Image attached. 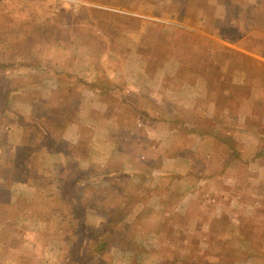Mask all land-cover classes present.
<instances>
[{
  "label": "crops",
  "instance_id": "crops-1",
  "mask_svg": "<svg viewBox=\"0 0 264 264\" xmlns=\"http://www.w3.org/2000/svg\"><path fill=\"white\" fill-rule=\"evenodd\" d=\"M109 1L86 3L103 20L106 15L112 14L124 19L123 28L114 38L124 56L120 57V62L117 58L114 61H107L108 64L113 62L115 66L109 67L111 70L107 73V77L102 72L95 74L90 72L88 68L90 66L92 68L93 65L90 63V53L86 46L71 47L77 50L76 52L68 50L70 54H67L68 61L64 67L61 66L63 47L50 45L51 50L48 54L42 55L44 62L50 66L47 71L53 69L61 71L58 73L60 76L69 74L85 77L87 80L95 81L100 88L84 89L77 114L50 139L51 147L42 144V149L32 153V145L40 146L34 143L37 140L36 136L34 138L32 134L27 135L25 132L32 130L28 125L29 121L32 118L41 121L46 117L44 113L52 104L56 109L48 116L63 115L64 112L60 108L67 101L65 95L54 100V91L58 88L54 84L57 75L52 72L49 80L45 77L44 69L23 71L8 68V72L5 73L0 70V77L5 76L4 74L8 75V91H10V98L8 97L7 100L9 109L3 114L0 113V116L7 114L12 118L5 122V126L0 131L2 135L0 163L3 165L0 168V222L3 219L0 225V264H69L68 253L71 248H75L76 238L80 232L85 233V236L106 232L108 224L104 221L103 211L106 202L110 201L101 196V188L86 189L85 186L108 185L106 182L93 180L92 175L106 173L108 171L106 164L109 162H117L127 168L138 161L150 168V177L145 180L147 184H142V188L150 186L152 194L141 197L142 199L132 210L122 216V220H126L127 216L132 217L135 211L134 216H136L143 207L151 203L168 202L165 201L164 198L167 196L162 194L160 187L169 183L168 180L174 175L178 178L169 183L170 192L181 196V199L177 207H170L179 213L185 212V218L190 219L187 217L192 212L188 207L190 202L201 203L202 206L207 205L209 200L217 203L219 199L225 198L222 195H225L226 191L231 188L236 189L237 176L241 169H248L251 172L248 181L257 179L259 175L256 173L261 172L259 173L261 176L264 171L257 162L244 166L241 162L231 161L233 151L230 148L235 141L234 148L239 151L241 160H249L257 150L259 137L248 125H260L264 123V117L236 114L234 120L238 124L237 129L217 125L214 128L210 124L202 123L197 133L194 131L183 133L178 124L168 121L154 107V103L157 101L161 106L163 100L172 103L174 98L182 97L183 105L189 107L198 93L194 88L189 87L178 91L164 83L166 76L177 73V66H170L169 62H164L156 70L146 67L145 59L152 58L156 52H161L155 50L157 42L152 38L148 41V44L152 45L150 46L152 51L148 54H142L140 51V42L145 37V31L153 30V38L157 33L162 34L165 41L162 46L169 47L172 51L164 49L165 53H172L176 60L184 62L195 53L185 48L179 51L172 50V47L167 46L166 37L171 40L174 30L185 27L189 29L188 32L197 35L203 43L217 47L228 43L221 35L226 23L230 25L229 27L247 28L254 23L251 15L246 13L249 18L246 17L243 22L233 18L225 19L220 14L223 10L222 0H191L192 6L194 5L197 11L196 14L212 15L213 22L208 25L204 23L207 19L201 17L187 24L190 17H181L171 8V4L175 1L190 10L189 0ZM246 6L248 7V3ZM128 22H141V24L133 29V26L129 27ZM33 23H35V31H39L40 22ZM93 24L87 22L83 25L89 28ZM95 24L94 31H97L99 26ZM22 26L25 29H21V32H25L28 22H22ZM92 34L95 35L94 32ZM103 36V42H109L110 39L107 40L106 35ZM13 37V34L9 35L7 41L9 42ZM198 45L209 51L207 47L201 46V43ZM223 48L237 52L241 57L246 55L247 59L252 60L255 65L252 76L255 78L252 82L249 80L247 82L253 86L251 90L264 95V56L261 53H248L240 48ZM107 53L110 58L115 54V50L110 51L109 48ZM201 53L202 55L199 56L205 57L203 50ZM205 58H209V62L216 57L207 53ZM195 59L197 60V57ZM105 77L108 82L104 83ZM241 79L234 74L231 82L224 80L220 83L216 100L209 105L215 117H221V110L226 108L227 98ZM45 80L51 84H45ZM140 89L149 91L143 100L138 94ZM203 94L201 93L200 96ZM253 96L256 94L254 93ZM54 101L55 103H52ZM128 102L131 105L138 103L148 113L151 121L142 120ZM124 109H127L126 113ZM121 116L123 118H120ZM119 118L120 122H118ZM23 119L26 123H23ZM142 124L144 127L141 126ZM134 125L139 126V130L146 129L147 136L145 137L146 133L141 136L138 129L134 130ZM25 137L27 140L24 139ZM112 141H119L117 147ZM135 142L139 152L136 153L135 160L124 161L121 154L131 155L130 148H133ZM61 143L64 144L63 148L59 147ZM162 175L165 176L161 179ZM70 176L75 179L73 182L69 181ZM67 179L70 184H67L69 188L64 199L61 189L62 183ZM140 182L134 178L132 181L128 178L115 181L117 185L124 187ZM157 182L159 185H156ZM230 192L228 195H231ZM109 196L116 198L113 195ZM220 205L207 206L214 209ZM3 206L6 209L4 214L1 212ZM14 206H17V210H10L11 212L8 213V207ZM11 220L13 226L9 228L8 222ZM81 224L82 226L79 227ZM188 227L190 226H186L187 229ZM191 228L194 227L191 225ZM119 248L125 250L124 246Z\"/></svg>",
  "mask_w": 264,
  "mask_h": 264
},
{
  "label": "trees",
  "instance_id": "trees-1",
  "mask_svg": "<svg viewBox=\"0 0 264 264\" xmlns=\"http://www.w3.org/2000/svg\"><path fill=\"white\" fill-rule=\"evenodd\" d=\"M246 4L247 3L242 0H222L223 10H221L220 14L226 18L229 16L230 18L241 20L244 18L247 11ZM189 12L190 10L184 7L181 17L189 15ZM196 13L197 11H194V14ZM260 13H263L264 15L263 11H260ZM199 15L196 14V18H206L208 22L206 21L204 23L210 25L209 20L212 19V15H203L202 13H200ZM254 25L256 27H259L260 22H255ZM243 28L245 29V27ZM244 29L238 30L237 33L243 32ZM182 35H187V37L189 38H196L192 42L187 41L185 42V44H183V48L187 49L188 51H190L191 49L200 48L198 44L201 43V46L207 47L210 52L209 55H212L219 59H222L224 57V61L226 62V71L213 69L209 64H207V59L197 57L196 55L195 57H197V60L189 58L184 62H179L176 61L172 53L169 55L165 53L164 49L163 51H161L162 53L156 52L154 53L152 58L145 59V61L148 63V69L156 70L164 62H169L170 66L174 64L175 66H177V70L181 72L180 76H177L178 72L176 74L173 73L172 75L166 76L164 78V83L171 86L172 88H176L178 91L184 87H189L191 89L194 88V91L198 93L196 97H200L201 93L206 94L211 92L212 97L206 102L205 106L202 105L200 108L198 107L199 104H197L196 100L192 102L191 106H185V108L182 109L174 105V107L171 106V102H166L165 100H163V105L161 104V106L156 101L154 103V107L157 108L161 112V114H163V116L168 119V121L174 124H178L180 131H183V133L192 131L197 133L202 123L210 124L214 128L217 125L219 127H231L233 129H237L238 124L234 120V116L236 114L243 116L254 114L263 118L264 95L260 94L259 92L257 93V91L255 90H251L253 86L250 85L251 83L247 82L250 77L247 73L243 74L241 81L238 82V85H235L236 89H233L234 93L231 92L230 96L227 98V105L225 109L221 110V117H215L213 109L211 110V108H209V105L213 104L216 100L215 98L218 95L220 83L224 80L231 82L234 70H236V60L238 58V53H232L233 51L228 52L225 48L222 51H218V48L214 47L213 44L203 43L197 35L186 30ZM36 37V34L23 35L19 38L17 43L11 44L8 42V46H15L17 49L23 48L24 51L18 57L17 55H9L11 54H8L9 50L1 52V58H4L5 60H0V70L5 73L8 72V68L20 69L23 71H28L31 69H50V66L43 62L42 55L38 54L39 51L36 49V47L32 46ZM76 39L77 35L76 37L74 36L73 40ZM52 42H55V38H52ZM79 43L83 42L79 40ZM93 59L97 58H93L92 56L90 57V63L93 66L92 68L90 66V68L88 69L90 70V72H92V74H95L97 69L94 68L95 64ZM111 65L115 67L113 65V62ZM52 72L57 75L54 84L58 86V88L53 87L56 89L54 91V100L56 101V97L61 98L65 95L67 101H65L60 108L64 112L61 117H55L53 115L51 117L48 116V114H51V112L53 113V111L56 109L55 106H53L54 104H52V106H50L49 109L44 113L46 117H44L41 121H36V118H32L29 121L28 125L30 126V128H32V130H26L25 134H32L33 137L36 136L38 141L35 140L34 143L35 145L41 147L40 148L32 145V153H35V151L42 149V144L51 147L50 143H52V141H50V139H52L54 135H56V133L60 132L63 127L67 125L69 120L71 121V119L74 118V115L77 114L84 89H100L95 81L87 80L85 77L70 76L69 74L60 76V74L58 73H60L61 71L53 69ZM4 75V78H2V80L4 81H2V83L6 85V82H8V75ZM44 83L49 85L51 84L46 80L44 81ZM142 89L138 91L141 100H143V97H146L147 93H149V91H143ZM254 93L256 94V96H253ZM8 97L10 98V91H5L4 97L0 99L1 114H3L6 109H9L7 104ZM55 101L52 103H55ZM128 104L131 105L130 102H128ZM131 106L132 109L139 115V117L142 118V120L151 121L148 113H146V111L141 106H139L138 103ZM126 110L127 109H124V113H126ZM120 118L123 117L121 116ZM120 118L118 119V122H120ZM8 120H12V118L7 116V114L0 116V131L3 126H5V122ZM23 123H26L24 119ZM248 126L251 127L253 133H255L259 137L257 150L249 160H241L239 151L234 148V141L233 144L230 145V148H232L233 151V158L231 161L241 162L244 166L249 165L251 162H257L264 168V123H261L257 126ZM262 127L263 130H260ZM1 138L2 135L0 132V143L2 142ZM24 139L27 140V137H25ZM106 165L108 168V171L106 173H94L92 175V178L93 180L106 182L108 183V185H89L85 186V188H93L95 190L101 188V196H103L105 200L110 201L109 203L106 202L105 209L103 211V214L105 215L104 221L108 224V226L106 227L107 231L100 234H88L87 236H85V233L80 232L78 238H76L75 248H71L68 253L69 264H103L102 262L104 261L102 257L106 252L109 254L110 248L115 243H117L115 241V235L117 233L123 234L127 228H129L131 225L133 226L132 223L124 222V220H122V216L128 214V212L132 210V208L136 205V203L140 201V199L146 197L148 194H152V188L150 186H144L145 189L142 188V184H147L145 183V180L150 177V168L148 166H145L142 163L140 164V162L138 161L137 163H133L127 168L117 164V162H109ZM2 166L3 165L0 163V168H2ZM263 172L261 176L259 175L258 178L261 179L258 180V184L254 185V187H261V181L262 183H264ZM250 174L251 172L248 169L243 168L240 170V173L237 176V186L243 185L246 192L254 190L253 186L248 181ZM163 176L165 175L160 176L161 179L163 178ZM125 177H127L129 181H132V179L134 178L137 182L139 180L141 182L140 184H129L127 187L117 185L115 183V181H119L120 179ZM175 178H178V176H172V178H170L168 182L170 183ZM68 179L71 182L75 180L72 179L71 176L70 178L68 177ZM68 179L65 180V183H62L63 185L61 190L63 192L62 198L64 199L65 193L69 188L67 184H70ZM164 179L162 181H164ZM169 183H165L163 187H160L162 194H164V196H167V198H164L165 201H168L166 203H162L165 210L169 212V214L162 217L167 220L166 224L168 227L165 233L169 236L185 235L186 241L184 247L179 250L178 257L165 261L160 260L155 264H264L263 208L259 209L258 206L252 213L246 214L242 212V209L240 207H228L226 208V210H224L222 205L214 209L205 206L203 207L205 209L201 208L200 210H198V212L200 213H198L197 218H195L197 212L192 211L191 213H189V216H187L190 219H187L185 218V212L179 213L177 210L175 211L173 207V209L170 207V198L175 199L178 195L170 192ZM156 185H159V183L157 182ZM109 195L116 196L117 199L115 197H110ZM119 196H121L122 198H120ZM115 199L117 201H115ZM200 204L201 203L198 204L196 202H190L188 204L189 210H192L193 207L194 210H197ZM149 207L150 206L143 207L142 210L136 215V218L140 219V216L143 212L148 214L146 217L150 216L149 212H146V210L148 211ZM203 210L204 213L201 214V211ZM150 212L153 213L155 212V210H152ZM157 214L158 213L155 214L156 217L159 216ZM160 215L163 214L160 213ZM243 217L249 219L250 221L247 222L243 219ZM184 220L185 222H183ZM81 223L84 225L82 220ZM82 224L79 227H81ZM183 225H192V227L194 228L188 227V229H185V226L183 227ZM203 232L208 233V239L205 244L204 242H202L201 234ZM123 240H125L124 237ZM130 244L131 245L129 247H125V249L131 250L133 256L132 260L127 264H139V259L137 257L138 253L145 250L141 246V244L135 241L130 242ZM105 264H115V262L114 260H106Z\"/></svg>",
  "mask_w": 264,
  "mask_h": 264
},
{
  "label": "rangeland",
  "instance_id": "rangeland-1",
  "mask_svg": "<svg viewBox=\"0 0 264 264\" xmlns=\"http://www.w3.org/2000/svg\"><path fill=\"white\" fill-rule=\"evenodd\" d=\"M89 1H95L100 3L104 0H0V60L1 59L5 60L4 58H1V52H5L9 50L8 54L11 53L9 55H17L18 57L24 51L23 48L17 49L15 46H11V47L8 46L7 40L9 35L11 34L14 35L12 40L9 41V43L13 44V43H17L19 38L23 35L36 34L37 37L35 38V41L32 46L36 47V49L39 51L38 54L47 55L48 51L51 50L49 49L50 45H57L59 47H63L64 53H63L61 66L64 67L68 61L67 54H70L68 50H73L76 52L77 49L71 47H73L74 45H83L88 47L90 57L92 56L93 58L95 57L97 58V59H93L95 64L94 68L97 69L96 72H102L107 77V73L109 72V70H111V68L109 67H112V65L108 64L107 61L108 60L114 61L117 58L120 62V57L124 56L122 54V51L120 50V47L115 43V39H114L118 36L120 29L123 28L122 24L124 22V19H121V16H117V15L114 16L113 14L108 16L106 15L107 17L105 16L104 20L101 19L102 17L100 18L98 14L95 12V10L91 9L89 6L86 5V3L88 4ZM111 1L112 0H110L109 2ZM242 1L248 3L247 9L249 11L248 12L246 11V13L248 15H251L252 19L251 18L250 19L252 20V22H254L252 24L253 29H252V25L251 26L248 25L249 27L244 29L241 27L240 28L229 27L230 25L226 23L225 24L226 26L223 27L225 29L221 31V35L226 39L228 43L218 45L217 46L218 51L224 50L223 47H228V48L233 47L232 49L240 48L242 50H246L248 53H261L264 56V15L263 13H260V11L264 12V0H242ZM188 7L190 9L189 15L184 16V17H190V20L187 22V24L191 23L193 19L196 18L194 14L195 7L194 5L192 6L191 0H189ZM171 8H173L177 13H179L180 16L184 10L182 5L178 4L175 1L174 3L171 4ZM246 13L245 16L243 15L244 18L242 17L243 19L241 20H245V18L247 17ZM224 18L229 19L230 17L228 16L227 18L226 17ZM105 20L107 22H105ZM22 22H28V28H26L27 30L25 32H21V29H25V27L22 26ZM33 22H40L39 31H35L36 30L34 26L35 23ZM87 22L94 23L92 27H89L90 29L86 28V26L83 25L86 24ZM209 22H213V19H210ZM228 22H230V20ZM255 22H260V26L256 27L254 25ZM95 23H97L100 28V29L97 28L98 29L97 31H94L96 25ZM128 23L130 25L129 26L130 28L133 26V29L137 28L136 25L141 24V22H128ZM241 29H244V31L241 33H237L238 30ZM185 30L189 31V29L187 30V28L185 27L174 30L171 40H169L168 37H166L167 46L172 47V50L179 51L183 49V44H185V42L187 41L192 42L196 39V38H189L187 37V35H182ZM92 32H94V34L97 37L93 35ZM76 35H77V39L73 40L74 36L76 37ZM103 35H106L107 40L110 39L109 42H105V43L103 42L102 39L104 38ZM144 36L145 37H143L144 38L143 41L140 42V51L142 54H148L150 51H152L150 48V46L152 45L148 44V41L151 38L152 40L157 42L155 50L162 51L163 49H165L167 51L172 52L171 49H169V47L165 48L164 46H162V44L165 43V41L162 38L163 37L162 34L157 33L155 35V38H153L154 37L153 30H151L147 32L145 31ZM52 38H55V42H52ZM79 40H81V42L83 43L80 44ZM75 41L79 44L74 43ZM109 48L110 51L115 50V54L113 56L111 55L110 57L111 59L108 58V53H107ZM202 50H203V55L205 54V57L207 56V53L210 54L209 51L207 52L205 48H201V47L198 49H191L190 51H193L197 57H200L199 55H202L201 53ZM227 51L232 52L229 49H227ZM167 54L169 55L170 53ZM195 55H190V58L196 60ZM205 57L203 58L206 59ZM238 57L239 58H237L236 60L237 61L236 70H235L236 73H233V76L234 74H236V77L240 79L242 78L244 73H247L250 76L249 82H252V79L255 78L252 76V71L254 70L255 65L253 64L252 60L247 59L246 55L244 57L243 56L241 57L238 54ZM207 60H209V58ZM207 64H209L213 69L216 70L224 71L226 69V62L224 61V57L222 59L215 58L214 60H210ZM147 66L148 63L146 62V67ZM177 72H178L177 76H180L181 72L178 70ZM44 73H45V77L51 80L49 76L52 75V70L51 71L44 70ZM106 77H105L106 81H104V83L108 82V79ZM2 78H4V76L1 75L0 99L4 97L5 91H8V82H6L5 85L4 83H2V81H4L2 80ZM231 92L234 93L233 90ZM211 97H212L211 92L206 93L203 96L197 97L195 100L197 104H199L198 107L200 108L202 105L205 106L206 102ZM0 104H1V100H0ZM171 104H172L171 106L174 105L181 109L185 108V106L183 105L184 102L182 100V97L174 98ZM253 116H257V115L253 114ZM141 126L144 127L143 124ZM133 128L134 130H136L139 128V126L134 125ZM139 129L138 131L141 132L140 135L144 136L146 133L145 135L146 137L147 136L146 129L145 130H139ZM260 130H263V127ZM112 142L117 147L119 141H112ZM112 142L110 143L111 145ZM63 146H64L63 143L59 144V147L63 148ZM136 146L137 143L135 142V144H133V148H130L129 153L131 155H126L124 153L121 154L124 161L132 160L131 162H133V160H135L134 158H136L135 157L136 153L137 154L139 153ZM259 173L261 172H258L256 174L260 175ZM259 179L261 178L253 179L252 181H249V183L254 188L253 191L246 192L244 186L240 185L237 186L235 190L233 189L234 191L232 190V188L231 190L226 191V194L222 195V197L225 198L219 199L217 203L213 200H209L207 205L212 207L216 204H221L224 210H226V208L228 207H237V208L240 207L242 209V212L246 214L252 213L254 210H256L258 206L259 209L260 208L264 209V183H262L261 181L262 184L261 187L260 186L254 187V185L258 184ZM14 190L18 191L17 189ZM228 192H230L231 195H228ZM180 199L181 196H178L175 199H170L169 205L177 207L178 205L177 203L180 202ZM162 203L163 202L149 204L148 206L150 207L148 208V211L146 210V212H149L150 214V216L148 217H146L148 214L143 212L140 216V219H137L136 216H134L136 214V211L133 213L132 217L127 216V219L124 220V222L132 223L133 226L131 225L129 228H127L122 235L118 233L116 234L115 238L117 243H115L112 246L109 254L108 253L104 254V256L102 257L104 261L102 262L103 264H105L106 260L109 261L114 260L115 264L129 263L132 260L133 253L131 252V250H127V249L124 250L119 247L120 246L129 247L131 245L130 242L133 241L141 244V246L145 250L142 252L140 251L138 253L137 257L139 259L138 260L139 264H155L160 260L165 261L178 257L179 250L183 248L185 245L186 236L185 235L169 236L168 234L165 233L168 227L166 224L167 220H165L162 217L164 215L169 214V212L165 210ZM207 205H203V206L200 205L198 206L197 210H194L193 207L192 211L198 213V210H200L201 208L205 209L203 207L204 206L208 207ZM3 207L4 208L1 209L2 214H4L6 210L5 206ZM18 208L20 209V207ZM10 210L16 211L17 206L10 208L8 207V213L11 212ZM152 210H155V212L153 213L150 212ZM201 212L204 213V210ZM156 213H158L157 215L161 217L159 216L156 217L155 216ZM160 213H162L163 215H160ZM243 219L246 220L247 222L250 221L249 219H246L244 217ZM183 222H185V220ZM1 223H3V219L1 220L0 225ZM12 223L13 220L8 222L9 228L13 226ZM184 226L185 229L186 226L191 227V225H183V227ZM159 233L161 234V236ZM201 235H202V242H204L205 244V242L208 239V233L203 232ZM123 237L125 240H123Z\"/></svg>",
  "mask_w": 264,
  "mask_h": 264
}]
</instances>
